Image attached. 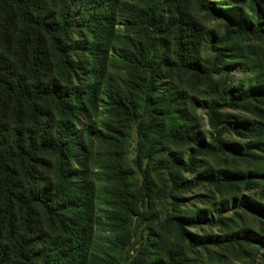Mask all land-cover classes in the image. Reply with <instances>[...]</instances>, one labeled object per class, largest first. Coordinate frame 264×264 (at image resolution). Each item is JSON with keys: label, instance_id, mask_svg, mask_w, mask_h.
I'll list each match as a JSON object with an SVG mask.
<instances>
[{"label": "trees", "instance_id": "obj_1", "mask_svg": "<svg viewBox=\"0 0 264 264\" xmlns=\"http://www.w3.org/2000/svg\"><path fill=\"white\" fill-rule=\"evenodd\" d=\"M190 1L0 0V264H91L93 253L89 249L93 234L95 184L89 179L80 180L72 165L84 150L78 143L83 114L93 113L90 110H97L100 102L110 116H122L126 121L137 122L141 138L149 140L153 133L150 126H145L149 125L145 122V111L155 103L154 94H163V98L167 96L161 89L165 74L174 69L200 77L219 74L228 65L225 52L230 40H264V10L256 0H251V15L239 12L236 5L240 1L237 0H221L218 6L211 0H194L210 16L224 19L222 35L204 31L191 20ZM47 3L59 5L54 16L45 13ZM76 8L84 17L79 23L74 15ZM116 8L121 13V24L137 36L133 38L124 32L121 34L125 38L124 48L109 47L136 75L122 81L127 93L120 83L114 84L115 88L106 91L107 98L102 96L99 99L97 94L104 93V71L99 64L94 62L89 66V81L83 87L78 83L76 60L80 40L75 38V29L80 24L88 33L89 41L82 47L95 60L99 31L107 38L112 37L117 20ZM236 16L237 22L234 21ZM199 45L214 53L210 67L194 60ZM166 49L170 51L164 52L159 61V55ZM50 55L55 57L56 72L49 68ZM250 68L255 74L252 86L239 93L226 90L220 101L201 104L210 126L216 131L212 141L199 135L191 138L190 132L185 131L181 138L192 143L188 158L167 157L159 161L155 169L163 178L165 188L168 183L162 171H193L202 155L228 154L246 159L264 153V139H259L264 135L256 134V123L219 116L224 107L237 108L242 104L264 102V75L258 67ZM49 103L54 105L59 116L54 125L42 124L46 117L44 107ZM167 114L168 137L178 138L180 130L173 128L177 119L173 113ZM177 117V122L184 120L180 115ZM85 132L97 142H112L116 147L119 146L116 135L123 137L106 121L88 125ZM224 134L242 136L248 141L237 145L224 143ZM111 154V166L123 181L122 158L117 149ZM51 166L55 180L47 179L43 185L42 170ZM251 180L262 184L260 192L264 197V166L254 172L230 177L196 176L176 187L188 189L202 182L218 185ZM117 190L119 207L128 211L115 212L119 228L125 232L133 209V201L129 198L132 195L129 188ZM240 206L264 218V205L243 201ZM39 210L49 223L50 235L37 230L35 218ZM187 218H170L185 239L190 237L185 230L187 224H216L214 218L203 221ZM109 233L107 245L111 244L110 248L120 251L124 242L120 234L114 230ZM150 262L178 264L171 254L165 261L156 258Z\"/></svg>", "mask_w": 264, "mask_h": 264}, {"label": "rangeland", "instance_id": "obj_2", "mask_svg": "<svg viewBox=\"0 0 264 264\" xmlns=\"http://www.w3.org/2000/svg\"><path fill=\"white\" fill-rule=\"evenodd\" d=\"M237 1H240L236 5L240 9L239 12L247 15L253 13L251 0ZM256 1L264 10V0ZM211 2L218 6L222 1ZM58 6L47 3L45 13L54 16ZM74 11L79 23L84 18L82 11L78 8ZM188 11L191 20L204 31H212L216 35L224 33V19L210 16L201 10L194 0L190 1ZM115 15L117 20L111 32L112 37L107 38L105 33L99 31L100 40H96L94 49L95 60L82 47L89 41L88 33L80 24L75 29V38L80 40L76 60L78 83L83 87L89 81L87 75L89 66L94 62L99 64L104 71V93L97 94L99 99L102 96L107 98L106 91L115 88L114 84L115 86L121 84L127 93L122 81L136 75V72L123 64L117 53H113L109 47L124 48L125 38L121 35L124 32L133 38L137 36L133 31L128 32L121 24V13L118 8ZM234 21H238V16ZM169 51L167 49L163 51L159 55V61L164 52ZM225 53L228 65L219 74L200 77L176 69L165 74L161 89L167 96L163 98V94H154L155 103L150 104L145 111L147 115L145 122L149 124L145 126H150L153 133L149 140L141 138L137 122L126 121L122 116H110L100 102L96 111L92 109L90 111L93 113L83 114L78 143L84 150L79 153L77 161L72 165L80 180L89 179L95 184L93 234L89 249V252L93 253L91 264H151L150 261L156 258L165 261L169 254L174 256L178 264H264V218L240 206L243 201L264 205V197L260 192L262 184L259 181L218 185L202 182L188 189L176 187L180 182L191 181L196 176L230 177L234 174L254 172L264 166V153L259 152L258 156L246 159L228 154L202 155L193 171H162L168 183L166 188L163 178L155 169L159 161L167 157L184 160L188 158L192 143L191 140L181 138L185 131L190 132L191 138L199 135L206 141H212L216 131L209 124L206 111L201 106L203 102L211 104L220 101L226 90L239 93L252 86L255 77L250 68L252 66L258 67L264 75V40L233 38L228 42ZM193 58L201 65L210 67L214 53L208 47L199 45ZM48 64L49 68L56 72L54 56L50 55ZM48 73L51 75L49 71ZM96 102L98 103V100ZM44 109L46 117L42 124L54 125L59 117L54 105L49 103ZM167 112L173 113L177 121V115L184 119L176 121L173 126L180 130L178 138L168 137ZM219 116L256 123L255 127L258 129L256 134L264 135V102L242 104L237 108L224 107L220 110ZM99 121H106L108 125L116 127L122 133V138L116 135L119 139L118 147L112 142H97L91 134L85 132L88 125H96ZM259 139H264V136ZM222 141L237 145L248 140L235 134H224ZM114 149L118 150V156L122 158L123 181L119 179V175L116 176L111 166L110 157L113 156L111 153ZM49 160L52 164V159ZM42 179L43 185L47 179L55 180L52 166L48 170H42ZM125 188L130 189L132 196L129 198L133 201L131 204L133 209L130 212L129 228L124 232L119 228L115 212L128 213L121 209L116 201L117 189ZM173 216L202 221L214 218L216 224L194 226L187 224L185 230L190 237L185 239L176 225L170 221ZM35 219L38 232L50 235L49 223L40 210ZM112 230L118 232L124 241L120 251L110 248L111 244L107 245L106 240L109 239L111 235L109 232Z\"/></svg>", "mask_w": 264, "mask_h": 264}]
</instances>
